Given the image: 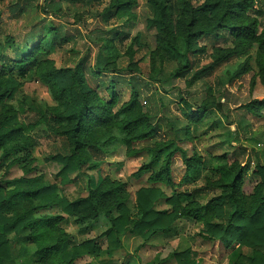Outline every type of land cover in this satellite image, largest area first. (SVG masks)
Returning <instances> with one entry per match:
<instances>
[{
    "label": "clouds",
    "instance_id": "clouds-1",
    "mask_svg": "<svg viewBox=\"0 0 264 264\" xmlns=\"http://www.w3.org/2000/svg\"><path fill=\"white\" fill-rule=\"evenodd\" d=\"M0 264H264V0H0Z\"/></svg>",
    "mask_w": 264,
    "mask_h": 264
}]
</instances>
